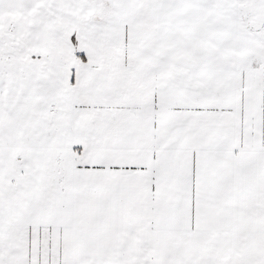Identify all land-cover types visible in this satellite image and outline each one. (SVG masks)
I'll return each mask as SVG.
<instances>
[{
	"label": "snow or ice",
	"instance_id": "1",
	"mask_svg": "<svg viewBox=\"0 0 264 264\" xmlns=\"http://www.w3.org/2000/svg\"><path fill=\"white\" fill-rule=\"evenodd\" d=\"M0 264H264V0H0Z\"/></svg>",
	"mask_w": 264,
	"mask_h": 264
}]
</instances>
